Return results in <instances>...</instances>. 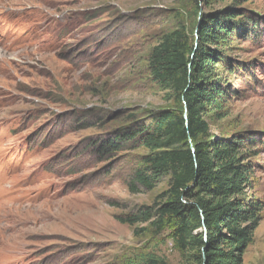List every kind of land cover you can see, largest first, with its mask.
Wrapping results in <instances>:
<instances>
[{
	"label": "rangeland",
	"instance_id": "1",
	"mask_svg": "<svg viewBox=\"0 0 264 264\" xmlns=\"http://www.w3.org/2000/svg\"><path fill=\"white\" fill-rule=\"evenodd\" d=\"M195 2L0 0V264H193L171 226L118 220L168 189L167 176L151 191L128 189L149 151L101 160L89 145L130 116L178 107L150 82L147 58L180 24L196 43ZM244 7L264 18V0ZM256 44L232 41L242 68L227 77L240 94L227 116H211L210 131L256 140L247 195L264 201V24ZM243 264H264V215Z\"/></svg>",
	"mask_w": 264,
	"mask_h": 264
},
{
	"label": "trees",
	"instance_id": "2",
	"mask_svg": "<svg viewBox=\"0 0 264 264\" xmlns=\"http://www.w3.org/2000/svg\"><path fill=\"white\" fill-rule=\"evenodd\" d=\"M195 1L196 43L180 24L158 39L147 58L150 82L173 94L178 107L130 116L89 148L101 160L140 147L149 151L127 185L131 193L151 191L169 177L159 203L133 218L118 217L121 223L151 222L157 232L171 226L174 244L193 264H243L264 215V201L247 195L257 142L250 135H213L210 118L227 116L226 104L240 94L227 77L242 68L229 54L232 41L257 45L264 18L244 7L248 0ZM250 71L255 74L252 65Z\"/></svg>",
	"mask_w": 264,
	"mask_h": 264
},
{
	"label": "water",
	"instance_id": "3",
	"mask_svg": "<svg viewBox=\"0 0 264 264\" xmlns=\"http://www.w3.org/2000/svg\"><path fill=\"white\" fill-rule=\"evenodd\" d=\"M205 263H206V261L204 260L203 264H205Z\"/></svg>",
	"mask_w": 264,
	"mask_h": 264
}]
</instances>
